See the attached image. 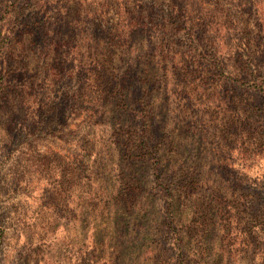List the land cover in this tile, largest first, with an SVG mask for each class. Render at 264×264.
<instances>
[{
    "label": "rangeland",
    "instance_id": "obj_1",
    "mask_svg": "<svg viewBox=\"0 0 264 264\" xmlns=\"http://www.w3.org/2000/svg\"><path fill=\"white\" fill-rule=\"evenodd\" d=\"M259 135L264 0H0V264H264Z\"/></svg>",
    "mask_w": 264,
    "mask_h": 264
},
{
    "label": "trees",
    "instance_id": "obj_2",
    "mask_svg": "<svg viewBox=\"0 0 264 264\" xmlns=\"http://www.w3.org/2000/svg\"><path fill=\"white\" fill-rule=\"evenodd\" d=\"M114 79L116 80L115 81L116 82L115 86L117 87L116 94L121 98V102L124 105V107L126 108V111H129V108H127V106H129V104H127L129 102L128 101L129 99L126 98V97H128V95L122 89V87L126 84V83H124L126 81V76L114 77ZM229 79L231 80L230 82H228L230 84V86L231 85L234 86L235 83L238 81L234 77L233 78L229 77ZM239 85L240 84H238V86ZM241 85H243V83ZM129 86H130V84H129ZM249 93H251V92H248V94ZM245 100H247V99H245ZM247 104L248 103H246V105ZM254 108H256L258 110L257 106H255ZM248 116H250V115H247L243 120L238 118V119H235V120L230 119L227 122H223V125H222V128H221V130H223L224 133H227V135H229V134L234 135V134L237 133V134H240L243 137V143L245 144V147L240 149V154H246V155H249L251 153L249 145L252 144L253 138L257 137V136H255V133L257 132V128H256V126H253L252 124L247 122ZM259 136L260 137H258V141H259L260 144H262L261 141L263 140L264 136H262V135H259ZM151 137H153V135H151L150 132H148V130L146 128H143V133L140 134L138 136L137 141H135V145H138L137 147H140V149L144 150V152H142L143 153L142 155H146V154L150 155V154H152V150H154V149L158 150L160 144H162V139H156L155 143L154 142L153 143H151V142L149 143V139ZM162 137L163 138L167 137L166 132H165V134H162ZM249 164L251 166L252 165V161H250Z\"/></svg>",
    "mask_w": 264,
    "mask_h": 264
}]
</instances>
